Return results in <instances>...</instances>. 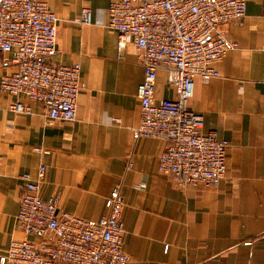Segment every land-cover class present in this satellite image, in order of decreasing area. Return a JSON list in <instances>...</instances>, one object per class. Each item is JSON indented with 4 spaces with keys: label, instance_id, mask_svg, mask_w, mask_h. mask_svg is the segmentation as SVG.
Here are the masks:
<instances>
[{
    "label": "crops",
    "instance_id": "crops-1",
    "mask_svg": "<svg viewBox=\"0 0 264 264\" xmlns=\"http://www.w3.org/2000/svg\"><path fill=\"white\" fill-rule=\"evenodd\" d=\"M45 1L58 18L49 61L78 63L83 85L74 121L50 119L24 96L31 112H13L14 98L0 91V254L12 239H31L16 227L20 175L35 177L44 164L41 197L59 194V209L84 219L104 215L106 196L120 187L124 264H264V0H245L240 22L219 25L235 46L214 63L217 77L194 78L187 101L204 132L228 141L214 187L179 186L157 170L166 142L135 136L143 68L131 41L117 51L106 26L111 0ZM84 6L88 24L78 23ZM8 57L0 53V77L16 69ZM172 97L158 69L155 98Z\"/></svg>",
    "mask_w": 264,
    "mask_h": 264
},
{
    "label": "built area",
    "instance_id": "built-area-1",
    "mask_svg": "<svg viewBox=\"0 0 264 264\" xmlns=\"http://www.w3.org/2000/svg\"><path fill=\"white\" fill-rule=\"evenodd\" d=\"M245 0H111L107 27L116 32L120 53L132 42L143 68L137 89L140 119L136 137L166 142L157 170L179 186L214 187L224 177L228 141L202 130V115L187 101L194 78L207 82L219 75L214 63L235 46L219 31L223 23H238ZM58 18L45 0H0V53L16 69L0 77V91L14 99L9 109L30 113L20 98L40 103L50 119L74 121L76 98L82 88L80 65L52 63ZM91 13L82 7L78 23L88 24ZM166 71L172 98H155L157 70ZM264 82V61L262 77ZM36 152L47 151L35 147ZM130 166V164H128ZM46 167L23 180L16 227L30 238L12 239L0 254V264H124L123 195L114 186L104 200L106 213L84 219L59 209V194L40 195Z\"/></svg>",
    "mask_w": 264,
    "mask_h": 264
}]
</instances>
